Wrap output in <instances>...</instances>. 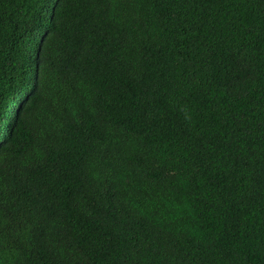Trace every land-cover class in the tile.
<instances>
[{"label":"trees","instance_id":"16d2710c","mask_svg":"<svg viewBox=\"0 0 264 264\" xmlns=\"http://www.w3.org/2000/svg\"><path fill=\"white\" fill-rule=\"evenodd\" d=\"M0 264H264V0H0Z\"/></svg>","mask_w":264,"mask_h":264}]
</instances>
